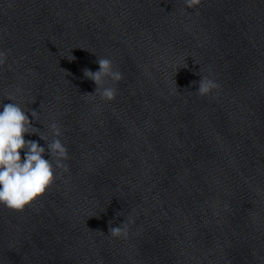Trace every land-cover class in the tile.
Masks as SVG:
<instances>
[{"label":"clouds","instance_id":"clouds-1","mask_svg":"<svg viewBox=\"0 0 264 264\" xmlns=\"http://www.w3.org/2000/svg\"><path fill=\"white\" fill-rule=\"evenodd\" d=\"M200 3L201 0H185L187 8H194ZM7 56L5 51L0 50V67L5 65ZM96 63L99 65L98 71L82 69L84 78L94 82L96 86L94 93L86 95L98 94L101 99L112 101L117 95V90L115 87H105V83L107 80H111L113 84L118 83L123 79V74L114 67L109 58H98ZM219 87L213 79L201 76L196 93L201 96L210 95ZM7 99L12 102L2 104L0 110V205L11 211L22 212L53 185L57 169L64 172L69 170L66 163L69 157L68 150L60 139L61 129L56 122L49 126L53 136L49 142L33 124L37 112L31 111L33 119L30 120L27 112L18 103L13 102L11 98ZM34 134L39 135L46 147H42L38 141L25 139L26 135ZM45 155L50 158L45 159ZM108 233L113 237L126 239L127 224L124 222L113 227L110 221Z\"/></svg>","mask_w":264,"mask_h":264}]
</instances>
